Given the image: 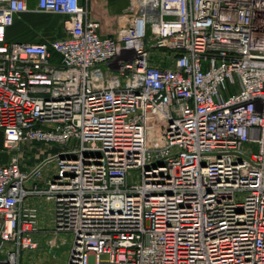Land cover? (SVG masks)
Masks as SVG:
<instances>
[{"label":"built area","instance_id":"1","mask_svg":"<svg viewBox=\"0 0 264 264\" xmlns=\"http://www.w3.org/2000/svg\"><path fill=\"white\" fill-rule=\"evenodd\" d=\"M28 11L65 35H12ZM129 11L102 35L89 0H0V264L45 210L65 264H264V0ZM28 145L56 148L28 165Z\"/></svg>","mask_w":264,"mask_h":264},{"label":"crops","instance_id":"2","mask_svg":"<svg viewBox=\"0 0 264 264\" xmlns=\"http://www.w3.org/2000/svg\"><path fill=\"white\" fill-rule=\"evenodd\" d=\"M130 2L131 0H89L91 18L100 23L99 30L102 35L116 34L119 27L133 16V12L129 11ZM28 5L31 9H35L37 0H28ZM60 18L61 16L56 14L28 11L15 20L11 34L20 33L24 40L33 42L42 41L47 35L49 38L46 39H53L50 36L56 32L58 35L61 34L57 37H61L65 34ZM50 19L53 20V23L48 21ZM10 158V152L4 147V133L0 130V164L7 163Z\"/></svg>","mask_w":264,"mask_h":264},{"label":"rangeland","instance_id":"3","mask_svg":"<svg viewBox=\"0 0 264 264\" xmlns=\"http://www.w3.org/2000/svg\"><path fill=\"white\" fill-rule=\"evenodd\" d=\"M61 19V18H60ZM50 23H53V20H48ZM61 22V21H60ZM15 35V34H13ZM19 37H22V34L18 33L17 34ZM61 35V34H59ZM58 33L56 32L55 34H51L50 38H56L59 36ZM48 36V35H47ZM46 38H49V36ZM24 38H27V36ZM45 38V39H46ZM54 146H47L46 148H42L41 146L38 145H28L25 147V156L28 158L29 157V162L28 165L33 164L34 160H37L38 157L36 156L41 150L43 149H51L53 150ZM11 154V153H10ZM43 154H39V156H42ZM36 158V159H35ZM40 232L37 234V239L40 241L39 248L34 251V252H28L25 254V264H44L46 262H51V261H57L61 264L66 263V259L68 258V253L70 251V248L72 246V239L73 236L71 233H66V232H60L58 234L57 241L59 243V248H56V256H52L51 250H49V244L48 240L54 236V233L52 232L53 228V222H52V216L51 213L48 212V210H45L43 212V215L41 217L40 221Z\"/></svg>","mask_w":264,"mask_h":264}]
</instances>
